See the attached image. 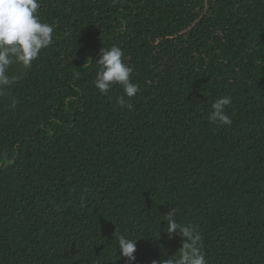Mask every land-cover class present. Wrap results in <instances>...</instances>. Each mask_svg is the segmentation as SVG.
Segmentation results:
<instances>
[{
	"label": "trees",
	"instance_id": "16d2710c",
	"mask_svg": "<svg viewBox=\"0 0 264 264\" xmlns=\"http://www.w3.org/2000/svg\"><path fill=\"white\" fill-rule=\"evenodd\" d=\"M39 5L54 42L0 95V264H127L119 235L132 264L178 258L169 208L208 264H264V0ZM104 46L131 111L95 88ZM225 96L231 126L209 120Z\"/></svg>",
	"mask_w": 264,
	"mask_h": 264
},
{
	"label": "clouds",
	"instance_id": "9594fccd",
	"mask_svg": "<svg viewBox=\"0 0 264 264\" xmlns=\"http://www.w3.org/2000/svg\"><path fill=\"white\" fill-rule=\"evenodd\" d=\"M39 0H0V95H4L23 73L10 74L13 65H19L26 72L32 67L33 61L39 58L42 50L54 42V26L42 22L38 15ZM95 88L107 95L113 86L123 89V96L117 98L120 107H127L140 88L131 80L133 69L125 62L124 52L118 46L100 49V58ZM125 97L128 99L126 100ZM232 104V97L225 96L212 104L209 120L219 125L231 126L232 119L226 114V108ZM177 209L169 208L164 219V231L169 238L179 235L182 239L178 258L172 256L152 264H208L201 248L202 235L192 225H182L176 220ZM160 221V222H161ZM119 258H125L127 264L136 260V239L125 235L116 237Z\"/></svg>",
	"mask_w": 264,
	"mask_h": 264
}]
</instances>
